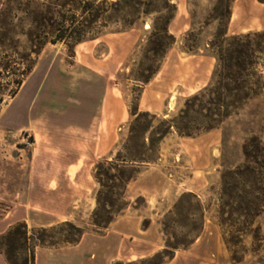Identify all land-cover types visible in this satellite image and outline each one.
Listing matches in <instances>:
<instances>
[{
	"label": "rangeland",
	"instance_id": "1",
	"mask_svg": "<svg viewBox=\"0 0 264 264\" xmlns=\"http://www.w3.org/2000/svg\"><path fill=\"white\" fill-rule=\"evenodd\" d=\"M43 1L0 0V235L17 223L26 225L28 236L36 230H44L47 245L34 249L30 243L29 247L34 250L37 264L42 253L48 255L50 264H80L74 250L62 243L72 234L62 225L63 219L69 216L67 223L84 235L101 237L106 235V225L97 231L92 221L105 224L109 214L120 208L123 212L117 217L124 213L140 217L145 227H154L158 241L153 246L147 242L146 250H140L141 254H147L144 259L131 262L117 259L111 264H168L175 254L186 251L197 237L205 241L213 256L212 264H264V207L250 229H260L257 240H253L249 232L235 236L241 225L231 229L230 225L224 224L225 218L220 213L221 175L243 164L241 150L248 140L257 139L264 147V91L236 116H231L209 133L181 138L171 131L148 151L142 149L139 132L132 145L135 153L144 154L150 158V163L132 166L133 172L129 173H132L133 181L122 198L113 197L109 191L112 185L104 183L107 188L101 190L103 197L95 216L99 187L94 180V171L107 158H96L82 165L80 179L70 182L56 180L60 165L52 158L47 159V164H36L37 176L28 180V160L35 140L27 132L10 129L15 122L19 128L26 113L38 103L47 110L66 112L70 108L79 111L86 107L85 102L93 105V109L98 103L101 107L105 98L104 109L108 101L114 124L104 154H110L112 158L129 138L133 113L149 111L158 115V121H169L183 109L187 98L210 84L215 61L205 50V44L211 41L216 24L209 27L203 24L213 0H188L190 11L186 21L191 27L185 30L186 21L180 16L170 26L169 32L175 43L149 85L138 82L134 74L139 70V64H144L143 48L148 29L142 27L143 24L149 25L150 18L120 33L125 36H109L115 35L112 33L119 26L108 22L96 40L90 41L91 34L77 46L70 42L46 43L35 58L30 54L33 44L29 39L38 32L33 29L31 13ZM157 4L161 7V3ZM185 31L199 35L197 51L188 53L183 49ZM263 32L264 4L254 0H234L230 5L227 37ZM26 68L30 71L24 76L22 72ZM131 71H134L133 75ZM18 80L22 81L19 87L15 84ZM170 103L172 109L168 108ZM14 104L17 106L16 116L10 120L7 110ZM157 125L153 122L151 126ZM145 144H148L147 136ZM43 155L50 154L43 152ZM43 173L50 180L37 178ZM48 181L55 191L49 197H42L40 189ZM30 185L34 193L30 201L36 206L47 205L51 215L32 212L33 215L27 217L22 206L27 202L26 190ZM187 194L197 197L200 209L186 197ZM109 198L115 201L113 210L107 208ZM71 208L76 210L71 211ZM41 217L51 218V222ZM166 246L176 248L173 256L164 252ZM15 255L16 260L21 261L26 252L18 251ZM0 264H5L2 257Z\"/></svg>",
	"mask_w": 264,
	"mask_h": 264
},
{
	"label": "trees",
	"instance_id": "2",
	"mask_svg": "<svg viewBox=\"0 0 264 264\" xmlns=\"http://www.w3.org/2000/svg\"><path fill=\"white\" fill-rule=\"evenodd\" d=\"M233 1L213 0L203 24L204 27L216 24L211 41L205 44V50L209 51L215 61L210 84L187 98L183 102V109L169 121H158L156 116L148 113H133L129 138L121 146L120 152L95 167L94 180L99 191L96 193L94 216L100 207V198L103 197L101 190L107 188L104 183L112 185L109 191L113 197L122 198L133 181V175L129 173L133 172L132 166L150 163V158L135 153L132 145L139 132L142 136V149L148 151L155 148L156 141L165 138L171 131L181 138L209 133L218 129L231 116H236L264 91V32L227 37L226 27ZM254 1L264 4V0ZM157 3H161V7ZM76 13L79 14L78 17L75 16ZM175 14L176 5L172 0H44L31 13L34 19L33 29L38 33L32 34V39H29L34 49H31L30 54L36 58L46 43L54 45L58 42H70L77 46L91 34L93 36L91 35L90 41L96 40L101 35L100 30L105 29L108 22L119 26L112 34H120L135 28L139 21L150 18L143 48L144 64H139L140 68L134 74L138 82L147 85L157 74L166 54L175 43L168 31ZM144 27L145 24L142 29ZM198 37L193 31H188L183 37V49L188 53L197 51ZM29 71L30 68H26L22 75H28ZM133 72L130 74L133 75ZM21 83L18 80L15 84L19 87ZM153 122L158 125L151 126ZM241 151L243 164L221 175L220 213L225 218L224 224L230 225L231 229L241 225V230L236 229L235 236L249 232L253 235L252 239L257 240L260 229H250L264 207V147L257 139H250L244 143ZM186 197L193 200L200 209L195 195L187 194ZM113 203L115 201L109 198L107 208L113 210ZM121 212L123 209L120 208L112 211L105 224L92 221V225L97 231L102 225H106V230ZM62 225L72 232L62 243L68 247L76 246L84 233L70 223ZM44 234V230H36L28 236L26 225L17 223L0 235V256L6 264H34V250L29 248L30 243L34 245V249L47 245ZM47 247L54 248L53 245ZM18 251L26 252L21 261L16 260L15 254ZM175 251L176 248L169 246L164 249L165 253L172 256Z\"/></svg>",
	"mask_w": 264,
	"mask_h": 264
},
{
	"label": "crops",
	"instance_id": "3",
	"mask_svg": "<svg viewBox=\"0 0 264 264\" xmlns=\"http://www.w3.org/2000/svg\"><path fill=\"white\" fill-rule=\"evenodd\" d=\"M172 3L176 5V14L169 28L179 16L186 21L190 11L188 0H172ZM190 27V22L186 21L184 24L185 30L190 29ZM169 34L171 35L170 32ZM109 36H125V34ZM85 104H87L86 107L81 108L79 111L70 108L66 112H61L56 109L47 110L41 107V103H38L26 113L25 120L23 119V123L19 128V125H15L16 122L11 124L10 129L27 132L35 140L34 149L31 151L28 160V180L36 178L37 173L34 171L36 164H47L45 161L47 159H53L60 165V171L56 173L55 179L69 182L80 179L82 165L96 158L110 159V154H104L105 148L108 147L109 132L112 131L114 124L113 113L111 111L109 113L108 110L109 103L107 101L106 109H104L105 98L102 99L101 107L98 103L95 109L90 103L85 102ZM16 110L17 106L15 104L7 110V117L10 120L16 116ZM144 112L158 116L149 111ZM43 152L50 155L45 156ZM0 165H2L1 152ZM37 178L43 180L48 178L50 180V177L45 173ZM32 187L31 185L27 187V202L22 206L27 213V217H30L29 214L33 215L32 212L45 216L51 215L48 212L47 205L36 206L30 201V197L34 194ZM54 191L55 189L48 181L43 184L40 194L42 197H49ZM73 210H76V208H71V211ZM41 218L44 221L51 222V218ZM67 220H69V216L65 217L62 222L66 223ZM23 221L26 222V219H23ZM142 222V219L137 216L125 213L120 215L107 227L105 230L106 235L101 237L83 235L79 243L71 247L75 252L74 256L77 257L80 264H87L88 261L89 264H111L117 259L127 262L144 259L147 254L146 252H144V255L141 254L140 250H146L147 242H150L152 246L155 245L158 237L154 235L155 229L152 225L145 227ZM90 257H92L91 260ZM212 258L213 256L205 246V241L198 238L186 251L175 254L168 264H212ZM37 263L36 257L34 258V264ZM39 264H50L48 255L42 253Z\"/></svg>",
	"mask_w": 264,
	"mask_h": 264
},
{
	"label": "bare ground",
	"instance_id": "4",
	"mask_svg": "<svg viewBox=\"0 0 264 264\" xmlns=\"http://www.w3.org/2000/svg\"><path fill=\"white\" fill-rule=\"evenodd\" d=\"M145 29H149V26H148V24L146 25ZM172 107H173V104H172V103H170V104H169V109H172Z\"/></svg>",
	"mask_w": 264,
	"mask_h": 264
},
{
	"label": "built area",
	"instance_id": "5",
	"mask_svg": "<svg viewBox=\"0 0 264 264\" xmlns=\"http://www.w3.org/2000/svg\"><path fill=\"white\" fill-rule=\"evenodd\" d=\"M27 145L29 146L30 144L28 143Z\"/></svg>",
	"mask_w": 264,
	"mask_h": 264
}]
</instances>
